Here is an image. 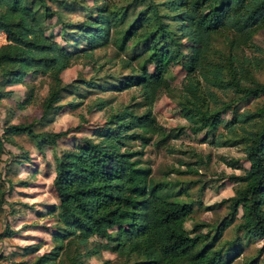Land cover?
Listing matches in <instances>:
<instances>
[{
    "label": "trees",
    "instance_id": "obj_1",
    "mask_svg": "<svg viewBox=\"0 0 264 264\" xmlns=\"http://www.w3.org/2000/svg\"><path fill=\"white\" fill-rule=\"evenodd\" d=\"M50 1L56 6L48 0H0V33L5 36L0 43V100L11 96L16 84L30 85L33 95L37 78H48L39 119L47 125L62 107L64 94L72 92L69 86L78 84L64 83L63 71L108 45L129 54L123 66L131 68L111 83V89L135 87L140 100L111 113L92 137H83L78 151L54 155L52 187L58 203L51 209L58 210L62 226L52 234L57 244L31 264H83L84 255L100 251L95 245L80 250L93 235L101 238L97 243L103 250L123 258V264H229L241 254L239 240L264 238V104L237 112L235 103L220 99L210 86L230 90L241 99L264 93V82L252 73V59L242 55L243 46L253 45L254 34L264 28V0ZM63 10L76 13V18ZM54 15L60 23L57 33L48 32L46 23ZM214 35L223 38L224 48L213 45ZM186 54L189 66L176 103L190 129L214 135L227 106L233 111L228 124L254 120L255 125V130L230 143L240 140L248 167L232 176L239 185L224 200L227 215L207 231L200 229L202 223L186 228L192 202L169 198L161 191L162 182L149 180L148 167L136 156L142 150L125 147L128 140L145 144L158 133L153 106L165 68ZM148 63L154 64V71L146 70ZM81 82L89 85L92 79ZM100 102L101 107L107 104ZM19 132L43 150L68 129L37 131L32 123L17 122L8 124L3 133ZM239 210V235L220 243L223 229ZM13 233L6 227L0 236ZM64 241L67 246L61 250ZM263 249L264 244L258 254ZM257 258L248 257L242 264H258Z\"/></svg>",
    "mask_w": 264,
    "mask_h": 264
},
{
    "label": "rangeland",
    "instance_id": "obj_2",
    "mask_svg": "<svg viewBox=\"0 0 264 264\" xmlns=\"http://www.w3.org/2000/svg\"><path fill=\"white\" fill-rule=\"evenodd\" d=\"M48 1L51 6H56L55 2ZM63 12L66 13L65 10ZM75 14L66 13L67 17L73 18H76ZM46 23L48 32L59 31L60 23L55 15ZM213 38L214 46L224 48L221 36L214 35ZM57 39L62 41L58 35ZM2 42H5V36L0 33ZM252 44L243 46L242 55L252 59V73L257 80L264 82V28L254 34ZM128 57L129 54L108 45L94 50L91 57L75 60L63 71L62 78L64 83L78 81V84L69 86L72 92L64 94L60 100L62 107L47 125L43 124L44 119H39L48 78H37L33 95L30 85L16 84L12 86V95L0 100V233L6 227L14 230L13 234L0 236V264H31L37 255L50 251L57 244L52 234L61 229L62 222L58 218V210L51 209L58 203L52 187L54 155L78 151L83 137H92L94 130L105 124L111 113L140 100L135 87L122 90L110 87L123 73L130 72L131 68L123 66ZM134 63L138 64L137 61ZM188 66V55H183L165 68L164 83L153 106L158 133L148 137L145 144L140 139L128 140L125 147L142 150L136 156L140 163L148 167L149 180L162 182L161 191L169 198L192 202V213L185 223L186 228L193 229L195 224L202 223L200 229L207 231L227 215V201L224 200L233 195L239 185L232 176L248 167L243 144L240 140L230 143L245 131L255 130V125L254 120L228 124L233 111L227 106L214 135L206 136L204 130L193 132L188 118L179 112L176 103ZM146 70L154 71V64L148 63ZM80 79H92V83L85 85ZM201 79L203 83L210 84L207 78ZM210 86L217 91L220 99L235 103L237 112L257 110L264 104V93L241 99L230 90ZM170 88L174 94H171ZM101 100L107 103L104 107L100 105ZM74 103L77 104L74 106ZM135 109L139 112L143 110ZM258 119L263 122V118ZM17 122L32 123L37 131L68 129V133L54 145L39 150L36 141L25 132L3 133L8 124ZM226 142L228 144H224ZM241 212L239 210L233 222L223 229L220 243L237 234L236 225ZM100 239L93 235L89 244L80 249L83 252L87 248L93 249L94 245L100 249L97 254L84 255L83 264H103L105 260L108 264L125 263L114 252L103 250L101 243H97ZM239 241L240 244H237L243 246L241 254L229 264H242L255 255H258V264H264V249L258 254L264 238L248 243L245 238ZM34 246L38 247L36 252L29 253L28 249ZM66 246L64 241L60 249Z\"/></svg>",
    "mask_w": 264,
    "mask_h": 264
}]
</instances>
